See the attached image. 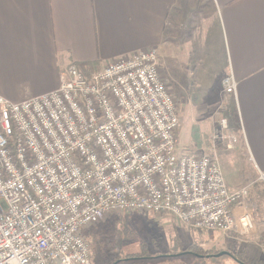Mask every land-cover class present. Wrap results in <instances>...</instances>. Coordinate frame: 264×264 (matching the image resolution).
Wrapping results in <instances>:
<instances>
[{
  "label": "built area",
  "instance_id": "built-area-1",
  "mask_svg": "<svg viewBox=\"0 0 264 264\" xmlns=\"http://www.w3.org/2000/svg\"><path fill=\"white\" fill-rule=\"evenodd\" d=\"M222 86L235 100L231 71ZM180 125L154 48L89 74L69 62L57 88L18 102L0 95V264H92L85 232L112 213L249 236L250 186H228L214 149L179 147Z\"/></svg>",
  "mask_w": 264,
  "mask_h": 264
},
{
  "label": "crops",
  "instance_id": "crops-1",
  "mask_svg": "<svg viewBox=\"0 0 264 264\" xmlns=\"http://www.w3.org/2000/svg\"><path fill=\"white\" fill-rule=\"evenodd\" d=\"M195 30L194 52L226 57L245 154L264 175V0H0V95L49 92L69 62L100 67L137 50L183 49L174 43Z\"/></svg>",
  "mask_w": 264,
  "mask_h": 264
},
{
  "label": "rangeland",
  "instance_id": "rangeland-1",
  "mask_svg": "<svg viewBox=\"0 0 264 264\" xmlns=\"http://www.w3.org/2000/svg\"><path fill=\"white\" fill-rule=\"evenodd\" d=\"M201 33L191 31L188 37L174 43L176 47L180 42L183 49L173 51L171 45L154 48L164 82L178 106V146L201 153L214 149L228 186H250L248 205L254 215L253 231L243 239L233 240L216 231L185 228L168 215L155 216L144 211L112 213L85 232L92 264H192L195 260H204V264H240L232 257L237 253L250 258L264 256V213L259 212L263 208L264 177L258 176L248 163L234 98L222 86L229 73L226 57L198 52L197 48H193L194 52L190 47L192 43L200 46ZM221 119L226 122V130L219 126ZM231 135L235 140L229 146L227 138ZM191 246L205 256L188 251ZM223 252L227 254L214 255ZM142 255L151 258L126 260Z\"/></svg>",
  "mask_w": 264,
  "mask_h": 264
},
{
  "label": "trees",
  "instance_id": "trees-1",
  "mask_svg": "<svg viewBox=\"0 0 264 264\" xmlns=\"http://www.w3.org/2000/svg\"><path fill=\"white\" fill-rule=\"evenodd\" d=\"M77 66L82 69L86 74H89L90 71L94 68L93 64H77ZM258 204H260V201L257 202ZM263 208L259 209V212L263 215L264 213V200L262 203ZM259 215V214H258ZM199 231H203V230H199ZM261 238L263 239L262 242L264 243V232L261 233ZM194 247H190V252L195 253L196 255H200L199 257H204L205 255H203L200 252H197L193 249ZM215 255V254H214ZM208 256H213L212 254H208ZM236 261H238L240 264H264V256L261 258H250L248 257L246 254L244 253H237L235 256H232ZM143 258H151V256H146V255H142V256H134L131 258H127L126 260H134V259H143ZM204 260H195L192 264H204Z\"/></svg>",
  "mask_w": 264,
  "mask_h": 264
},
{
  "label": "water",
  "instance_id": "water-1",
  "mask_svg": "<svg viewBox=\"0 0 264 264\" xmlns=\"http://www.w3.org/2000/svg\"><path fill=\"white\" fill-rule=\"evenodd\" d=\"M222 254H227V252L217 253V254H215V255L218 256V255H222Z\"/></svg>",
  "mask_w": 264,
  "mask_h": 264
}]
</instances>
